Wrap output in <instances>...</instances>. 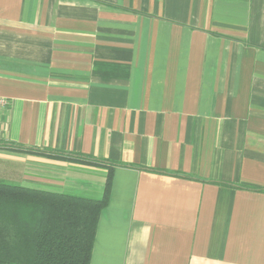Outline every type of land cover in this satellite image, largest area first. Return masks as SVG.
Returning <instances> with one entry per match:
<instances>
[{"label":"crops","instance_id":"0c3cea01","mask_svg":"<svg viewBox=\"0 0 264 264\" xmlns=\"http://www.w3.org/2000/svg\"><path fill=\"white\" fill-rule=\"evenodd\" d=\"M0 98L1 183L115 165L90 264H264V0H0Z\"/></svg>","mask_w":264,"mask_h":264},{"label":"trees","instance_id":"16d2710c","mask_svg":"<svg viewBox=\"0 0 264 264\" xmlns=\"http://www.w3.org/2000/svg\"><path fill=\"white\" fill-rule=\"evenodd\" d=\"M24 150L105 168L103 194L100 198H89L0 182V264H90L97 224L109 201L115 165L81 154Z\"/></svg>","mask_w":264,"mask_h":264},{"label":"built area","instance_id":"2783aa9c","mask_svg":"<svg viewBox=\"0 0 264 264\" xmlns=\"http://www.w3.org/2000/svg\"><path fill=\"white\" fill-rule=\"evenodd\" d=\"M5 106V100L0 98V110Z\"/></svg>","mask_w":264,"mask_h":264}]
</instances>
